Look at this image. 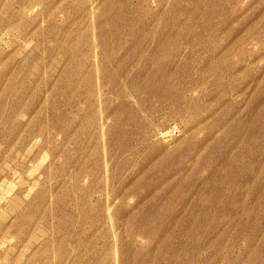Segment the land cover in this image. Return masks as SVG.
<instances>
[{"label":"rangeland","instance_id":"374dc122","mask_svg":"<svg viewBox=\"0 0 264 264\" xmlns=\"http://www.w3.org/2000/svg\"><path fill=\"white\" fill-rule=\"evenodd\" d=\"M0 264H264V0H0Z\"/></svg>","mask_w":264,"mask_h":264},{"label":"built area","instance_id":"2783aa9c","mask_svg":"<svg viewBox=\"0 0 264 264\" xmlns=\"http://www.w3.org/2000/svg\"><path fill=\"white\" fill-rule=\"evenodd\" d=\"M175 131V130H174ZM177 132V130L174 132V133H176Z\"/></svg>","mask_w":264,"mask_h":264}]
</instances>
